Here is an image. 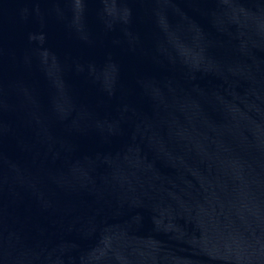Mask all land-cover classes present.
Here are the masks:
<instances>
[{
    "label": "water",
    "instance_id": "obj_1",
    "mask_svg": "<svg viewBox=\"0 0 264 264\" xmlns=\"http://www.w3.org/2000/svg\"><path fill=\"white\" fill-rule=\"evenodd\" d=\"M0 264H264V0H0Z\"/></svg>",
    "mask_w": 264,
    "mask_h": 264
}]
</instances>
